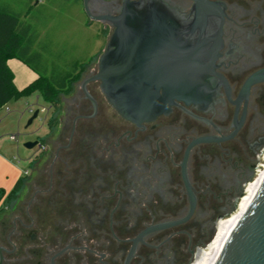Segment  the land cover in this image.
Listing matches in <instances>:
<instances>
[{
	"label": "flooded vegetation",
	"instance_id": "1",
	"mask_svg": "<svg viewBox=\"0 0 264 264\" xmlns=\"http://www.w3.org/2000/svg\"><path fill=\"white\" fill-rule=\"evenodd\" d=\"M121 1L91 0L89 8L116 15ZM162 1L191 41L211 45L219 36L220 79L205 78L210 94L198 103L177 101L136 125L96 81L86 85L94 108L80 86L97 68L83 74L77 92L60 99L53 157L25 175L24 200L0 217L1 264H124L143 229L187 216L189 192L188 219L146 235L129 264H193L236 210L264 156V79L246 87L264 69V0H206L216 9L199 18L194 0ZM95 23L107 34L104 51L113 28Z\"/></svg>",
	"mask_w": 264,
	"mask_h": 264
},
{
	"label": "water",
	"instance_id": "2",
	"mask_svg": "<svg viewBox=\"0 0 264 264\" xmlns=\"http://www.w3.org/2000/svg\"><path fill=\"white\" fill-rule=\"evenodd\" d=\"M194 1L197 18L202 17L205 10L216 9L206 0ZM90 2L82 0L87 19L90 22L106 21L113 28L98 58L95 75L83 80L80 86L85 99L94 108L95 101L86 90L87 83L94 81L98 82L108 105L121 118L136 125L168 114L177 101L196 104L205 94H210V90H205L204 81L208 76L220 79L214 72L220 48L219 36L211 45L200 38L191 41L174 11L162 0H122L118 13L106 16L94 15L89 8ZM261 79H264V69L250 77L246 87ZM36 115L37 111L28 123ZM35 146H38L37 141L24 145L27 149ZM185 183L187 185L186 180ZM189 195L187 216L176 222L143 229L131 240L124 264H129L137 245L146 235L188 219L194 209V199L190 192ZM3 251L0 246V264ZM214 264H264V178Z\"/></svg>",
	"mask_w": 264,
	"mask_h": 264
},
{
	"label": "rangeland",
	"instance_id": "3",
	"mask_svg": "<svg viewBox=\"0 0 264 264\" xmlns=\"http://www.w3.org/2000/svg\"><path fill=\"white\" fill-rule=\"evenodd\" d=\"M2 1L11 5L13 9H16L15 11L19 8V11L26 12V9L21 7L23 5L21 0ZM41 3L42 11L47 17L43 23L41 36L45 35L52 46V52L45 56L46 64L49 65L55 61L59 67H64L68 62L80 61L85 68L80 79L72 85L73 92L66 95L71 97L77 92L78 83L83 74L89 70H96L107 34L102 31L101 25L90 22L86 18L81 2L62 7H56L54 0H41ZM62 110L63 106L55 111L38 93L11 100L1 109L0 145L3 151L10 154L11 162L17 165L20 171H27L29 174L33 171L32 169L44 162L46 156L51 154L53 157L58 147L56 141L61 128ZM35 111H37L36 117L28 123ZM50 118L55 120L52 129L48 125ZM10 136H13L15 141H11ZM35 141L38 144L44 143L45 154H41L38 146L32 149L24 147L26 143ZM37 157L39 160L35 161ZM17 196V200L13 203L4 207L0 204V217L9 213L13 206L21 205V200H24V191L21 190Z\"/></svg>",
	"mask_w": 264,
	"mask_h": 264
},
{
	"label": "trees",
	"instance_id": "4",
	"mask_svg": "<svg viewBox=\"0 0 264 264\" xmlns=\"http://www.w3.org/2000/svg\"><path fill=\"white\" fill-rule=\"evenodd\" d=\"M24 1L26 12H17L11 5L0 0V109L11 100L38 93L46 103L58 111L61 97L73 92L72 85L80 79L85 68L80 61L68 62L64 67H59L55 61L46 64L45 56L52 52V46L45 35L41 36L43 23L47 18L46 13L42 11L43 4L40 3L41 0L37 3L36 0ZM54 1L56 7L81 2ZM9 59L24 64L35 73L36 78L22 89H17L13 83V73L7 66ZM54 121V118H50L49 128H53ZM25 179L26 176L18 179L7 194L0 190V203L3 207L17 200ZM50 224L52 225L51 222L48 225Z\"/></svg>",
	"mask_w": 264,
	"mask_h": 264
},
{
	"label": "bare ground",
	"instance_id": "5",
	"mask_svg": "<svg viewBox=\"0 0 264 264\" xmlns=\"http://www.w3.org/2000/svg\"><path fill=\"white\" fill-rule=\"evenodd\" d=\"M264 178V156L263 162L254 176L253 180L246 186L243 196L237 203L236 210L227 218L223 219L218 224V234L214 241L205 248L199 250L196 255V260L193 264H214L217 260L225 241L229 234L240 220L244 212L246 211L251 200L255 196L262 180Z\"/></svg>",
	"mask_w": 264,
	"mask_h": 264
},
{
	"label": "crops",
	"instance_id": "6",
	"mask_svg": "<svg viewBox=\"0 0 264 264\" xmlns=\"http://www.w3.org/2000/svg\"><path fill=\"white\" fill-rule=\"evenodd\" d=\"M21 1H23V5L21 7L26 9L25 1L24 0ZM18 9L17 12H20ZM7 66L13 73L14 76L13 83L17 89H22L36 78V75L33 71H31L28 67H26L24 64H22L21 62L15 59L7 60ZM11 161L12 160L10 154L7 153L6 151H3L0 145V190H4L6 194L13 189L16 181L22 178L23 176H25V172H27V171H23V172L20 171L18 166Z\"/></svg>",
	"mask_w": 264,
	"mask_h": 264
},
{
	"label": "built area",
	"instance_id": "7",
	"mask_svg": "<svg viewBox=\"0 0 264 264\" xmlns=\"http://www.w3.org/2000/svg\"><path fill=\"white\" fill-rule=\"evenodd\" d=\"M11 141H15V138L13 136H10L9 138ZM38 148L40 151H43L44 150V146L43 144H38ZM25 175H27V172H25Z\"/></svg>",
	"mask_w": 264,
	"mask_h": 264
}]
</instances>
